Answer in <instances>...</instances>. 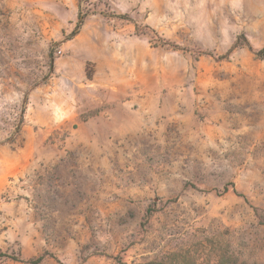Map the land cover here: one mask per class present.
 Listing matches in <instances>:
<instances>
[{
	"label": "rangeland",
	"instance_id": "obj_1",
	"mask_svg": "<svg viewBox=\"0 0 264 264\" xmlns=\"http://www.w3.org/2000/svg\"><path fill=\"white\" fill-rule=\"evenodd\" d=\"M0 142V264H264V0H0Z\"/></svg>",
	"mask_w": 264,
	"mask_h": 264
},
{
	"label": "trees",
	"instance_id": "obj_2",
	"mask_svg": "<svg viewBox=\"0 0 264 264\" xmlns=\"http://www.w3.org/2000/svg\"><path fill=\"white\" fill-rule=\"evenodd\" d=\"M85 16L79 12L78 15V24H77V31L80 29V27L84 24ZM75 31L73 35L77 33ZM263 54V52L258 53ZM26 102L23 105V113L26 110ZM19 131L21 130V126L18 128ZM3 142H0V146L3 145ZM42 258H39L37 261L40 262ZM209 264H248L246 261L239 259L237 257H234L227 261L224 257V255H216L213 261H208ZM143 264H198V261L194 259L193 255L191 254L190 250L188 249H180L179 251H175L170 253L169 255L165 256L161 261H153ZM203 264V263H201Z\"/></svg>",
	"mask_w": 264,
	"mask_h": 264
}]
</instances>
